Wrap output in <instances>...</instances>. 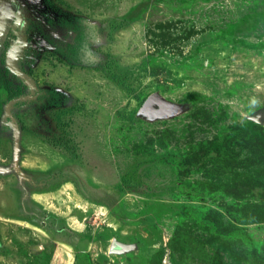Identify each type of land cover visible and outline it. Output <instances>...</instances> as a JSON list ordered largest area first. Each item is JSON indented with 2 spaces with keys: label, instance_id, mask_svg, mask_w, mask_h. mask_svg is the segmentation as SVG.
<instances>
[{
  "label": "rangeland",
  "instance_id": "1",
  "mask_svg": "<svg viewBox=\"0 0 264 264\" xmlns=\"http://www.w3.org/2000/svg\"><path fill=\"white\" fill-rule=\"evenodd\" d=\"M27 12L0 32V264H264V0Z\"/></svg>",
  "mask_w": 264,
  "mask_h": 264
},
{
  "label": "water",
  "instance_id": "2",
  "mask_svg": "<svg viewBox=\"0 0 264 264\" xmlns=\"http://www.w3.org/2000/svg\"><path fill=\"white\" fill-rule=\"evenodd\" d=\"M34 0H10V5H11V7H15V6H18V8L21 10H23V12H25V16H29V17H32L31 15V13H29V12H27V11H29L30 10V7H31V5H32V2H33ZM15 14V15H17L16 17V24L17 25H19L20 26V28H21V26H23L24 27V25H26V21L24 22V20L21 18L22 17V15H21V13L20 12H18V13H15L14 11H13V8L9 11V13H12V12ZM10 16V14H6L5 16H3V18L2 17H0V32L2 31V29H4V26H5V21L7 20V18ZM29 19H31V18H29ZM22 20H23V24H22ZM3 23V24H2ZM42 24H44V23H42ZM22 27V28H23ZM56 33V34H55ZM58 34H57V32H55V31H53V38H55V36H57ZM22 44L21 43H19V44H17V45H15L14 46V48L13 49H16L15 47H18V48H22ZM13 49L11 48L10 49V53L8 54V61H9V64H10V66L14 69V71H16L19 75L22 73L20 70H18V69H16L15 68V62H16V58H15V54H14V52H13ZM161 111L162 110V106H161V104L157 101V99L155 98V96L154 95H150V96H148L147 98H146V100L143 102V104H142V106H141V108H140V111L141 112H150V111Z\"/></svg>",
  "mask_w": 264,
  "mask_h": 264
},
{
  "label": "flooded vegetation",
  "instance_id": "3",
  "mask_svg": "<svg viewBox=\"0 0 264 264\" xmlns=\"http://www.w3.org/2000/svg\"><path fill=\"white\" fill-rule=\"evenodd\" d=\"M13 7H11V5H10V0H0V17L3 15V16H5L7 13L8 14H10L9 13V11L12 9ZM13 11L15 12V13H18V12H20L21 13V15L23 14V10L21 9H19L18 8V6H15L14 8H13ZM3 24V23H2ZM39 26L43 29H45L46 30V26L44 25V24H39Z\"/></svg>",
  "mask_w": 264,
  "mask_h": 264
},
{
  "label": "trees",
  "instance_id": "4",
  "mask_svg": "<svg viewBox=\"0 0 264 264\" xmlns=\"http://www.w3.org/2000/svg\"><path fill=\"white\" fill-rule=\"evenodd\" d=\"M1 105H2V102H1V100H0V107H1Z\"/></svg>",
  "mask_w": 264,
  "mask_h": 264
}]
</instances>
